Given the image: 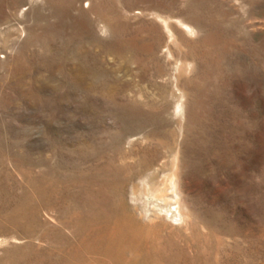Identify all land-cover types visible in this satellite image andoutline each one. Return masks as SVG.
<instances>
[{
    "label": "rangeland",
    "instance_id": "1",
    "mask_svg": "<svg viewBox=\"0 0 264 264\" xmlns=\"http://www.w3.org/2000/svg\"><path fill=\"white\" fill-rule=\"evenodd\" d=\"M134 262L264 264V0H0V264Z\"/></svg>",
    "mask_w": 264,
    "mask_h": 264
},
{
    "label": "bare ground",
    "instance_id": "2",
    "mask_svg": "<svg viewBox=\"0 0 264 264\" xmlns=\"http://www.w3.org/2000/svg\"><path fill=\"white\" fill-rule=\"evenodd\" d=\"M172 178H175V177H173L172 176ZM171 179V178H170ZM149 180V179H148ZM169 182V181H168ZM171 185L174 187V182H173V179H171ZM175 189V188H174ZM171 192H172V189H171ZM177 193V192H176ZM154 195V194H153ZM178 194H176V196H177ZM164 197V196H163ZM162 197V198H163ZM169 198H171V197H169ZM172 199V198H171ZM175 201H177V199H174ZM178 201H179V199H178ZM172 202H174V201H172ZM178 208H179V206H178ZM178 208H177V210H178ZM91 212V211H90ZM178 213V212H177ZM181 214V213H180ZM179 214V215H180ZM157 215V214H156ZM181 217V216H180ZM119 218V217H118ZM125 218H127V216L125 217ZM158 218V217H157ZM156 218V219H157ZM129 219V218H128ZM151 219H153V218H151ZM156 219H154V221L156 220ZM99 220V219H98ZM131 220V219H130ZM107 222V221H106ZM114 222V221H113ZM135 222V221H134ZM134 222H131V221H129L128 220V222H123V224L121 223V226L119 225V226H116V227H114V228H112V230H108V228H107V226H106V228H107V230H105L104 229V232H102V233H99V232H97V234H96V238L94 239L95 240V243H97V245H100V247H97L96 248V251L97 252H99V251H103L104 253H105V255H108V256H111L112 254H113V249H114V247H115V245L118 243V242H125V243H128V244H130L131 245V247H132V245H136V246H138V242H137V236H138V230H139V223H134ZM112 223V222H111ZM118 223V222H117ZM151 223V222H150ZM154 223V222H153ZM101 224V223H100ZM159 224V223H158ZM161 224V223H160ZM118 225V224H117ZM145 224L143 223V225H142V227L144 226ZM153 225V224H152ZM151 225V226H152ZM99 226V225H98ZM97 226V227H98ZM159 226H161L162 227V225H159ZM160 227V228H161ZM147 228H148V226H147ZM149 228H150V226H149ZM164 228V227H163ZM98 229V228H97ZM136 229H138V230H136ZM143 229V228H142ZM156 229V228H155ZM93 229H91L90 231H92ZM144 230V229H143ZM143 230H142V232H143ZM154 230V229H153ZM157 230V229H156ZM140 231V230H139ZM155 231V230H154ZM94 232V231H93ZM146 232V231H145ZM144 232V233H145ZM150 232V231H149ZM152 232V231H151ZM82 233V232H81ZM143 233V234H144ZM155 233V232H154ZM158 233V232H157ZM85 234H87V233H85ZM93 234V233H92ZM156 234V233H155ZM83 235H84V233H83ZM151 235H152V233H151ZM150 236V235H149ZM156 236V235H155ZM155 236H153V237H155ZM158 236V235H157ZM86 237H88V236H86ZM91 237V236H90ZM145 238H146V236H144ZM153 237H152V239H153ZM92 238V237H91ZM144 238V239H145ZM159 238H160V236H159ZM143 239V238H142ZM141 239V240H142ZM156 239H157V237H156ZM162 239V238H161ZM89 240V239H88ZM121 240V241H120ZM149 240V239H148ZM159 240V239H158ZM167 240V239H166ZM57 241V240H56ZM61 241H63V240H61ZM83 241H85V240H83ZM144 241V240H143ZM142 241V242H143ZM146 241V240H145ZM168 241V240H167ZM82 242V241H81ZM147 242V241H146ZM151 242V241H150ZM94 243V242H93ZM93 243H92V245H93ZM149 243V242H148ZM147 243V244H148ZM154 243V242H153ZM156 244H157V242H155ZM160 243V242H159ZM144 244V243H143ZM151 244V243H150ZM58 245V244H57ZM75 245V244H74ZM122 245V244H121ZM129 245V246H130ZM140 245V244H139ZM158 245V244H157ZM160 245V244H159ZM171 245V244H170ZM94 246V245H93ZM119 246V245H118ZM128 246V247H129ZM142 246V245H141ZM145 246V245H144ZM155 246V245H154ZM89 247V246H88ZM91 247V246H90ZM95 247V246H94ZM143 247V246H142ZM141 247V248H142ZM151 247V246H150ZM159 247V246H158ZM161 247V246H160ZM76 248V247H75ZM79 248V247H78ZM77 248V249H78ZM127 248V247H126ZM133 248V247H132ZM139 248V247H138ZM148 248V247H147ZM146 248V249H147ZM82 248H80V250H81ZM84 249V248H83ZM82 249V250H83ZM90 249V248H89ZM128 249V248H127ZM158 249V248H157ZM161 249V248H160ZM166 249H167V247H166ZM76 250V249H75ZM79 250V251H80ZM88 250V249H87ZM116 250V249H115ZM119 249H117V251H118ZM136 250H138V249H136ZM148 250V249H147ZM151 250H152V248H151ZM154 250H156L155 248H154ZM177 250H178V248H177ZM77 251V250H76ZM78 251V252H79ZM86 251V250H85ZM90 251H92V250H90ZM89 251V252H90ZM128 251V250H127ZM131 251H132V249H131ZM140 251H141V249H140ZM139 251V252H140ZM148 251H150V250H148ZM167 251V250H166ZM182 251H184V250H182ZM81 252V251H80ZM88 252V251H87ZM93 252V251H92ZM122 252H123V249H122ZM142 252V251H141ZM144 252V251H143ZM147 252V251H146ZM145 252V253H146ZM158 252V251H157ZM156 252V253H157ZM168 252V251H167ZM178 252V251H177ZM100 253V252H99ZM103 253V254H104ZM125 252H123V254H124ZM156 253H155V255H156ZM162 253V252H161ZM164 253V252H163ZM89 254H91V253H89ZM95 254H96V252H95ZM117 254V253H116ZM139 254V253H138ZM142 253H140V255H141ZM148 254H151V253H148ZM172 254V253H171ZM80 255V254H79ZM92 255V254H91ZM98 255V254H97ZM115 255V254H114ZM125 255V254H124ZM135 255V254H134ZM164 255V254H163ZM168 255V254H167ZM85 256V255H84ZM120 256V255H119ZM146 255H144V257H145ZM89 257H91V256H89ZM112 257V256H111ZM121 257V256H120ZM142 258H143V256H141ZM152 257V256H151ZM155 257V256H154ZM166 257V256H165ZM176 257V256H175ZM147 258V257H146ZM158 258V257H157ZM160 258V257H159ZM167 258V257H166ZM109 259H111V258H109ZM125 259H126V257H125ZM155 259V258H154ZM112 260V259H111ZM124 260V259H123ZM130 260V259H129ZM127 261V260H126ZM161 261H163V260H161ZM169 261V260H168ZM176 261V260H175ZM81 262V261H80ZM132 262H133V260H132ZM155 262H157V261H155ZM60 263V262H59ZM113 263V262H112ZM128 263V262H127ZM136 262H134V264H135ZM65 264H67V263H65ZM156 264V263H155ZM178 264V263H177Z\"/></svg>",
    "mask_w": 264,
    "mask_h": 264
}]
</instances>
